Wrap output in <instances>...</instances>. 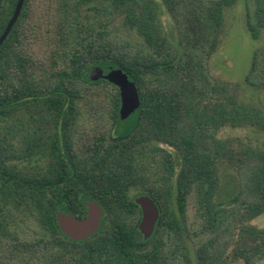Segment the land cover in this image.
<instances>
[{"label": "trees", "instance_id": "1", "mask_svg": "<svg viewBox=\"0 0 264 264\" xmlns=\"http://www.w3.org/2000/svg\"><path fill=\"white\" fill-rule=\"evenodd\" d=\"M18 1L0 0V37ZM237 1H24L0 47V264L264 259V228L250 224L264 214V147L235 148L218 137L227 127L264 132V111L239 102L237 88L208 68L224 12ZM161 4L173 34L161 22ZM119 16L134 47L113 28ZM245 22L258 40L263 1L247 0ZM43 41L48 55L40 58L35 47ZM98 67L121 69L135 82L141 105L127 120L119 117V89L89 78ZM247 83L264 88V47L253 54ZM83 107L106 112L111 130L84 139L77 129ZM223 163L240 180L232 208L217 200ZM192 194L200 237L194 261L184 239ZM142 195L160 209L148 240L135 202ZM93 200L105 212L101 229L86 240L68 238L57 214L84 218Z\"/></svg>", "mask_w": 264, "mask_h": 264}, {"label": "rangeland", "instance_id": "2", "mask_svg": "<svg viewBox=\"0 0 264 264\" xmlns=\"http://www.w3.org/2000/svg\"><path fill=\"white\" fill-rule=\"evenodd\" d=\"M261 1L264 2V0ZM252 7L255 8L256 5L253 4ZM246 8L247 0H238L235 5L225 10L223 34L220 39L218 50L208 62V68L212 77L229 83L237 88L239 102L258 107L264 111V88L251 86L247 83L253 54L256 50L264 47V30H262L258 40L253 39L246 27ZM160 19L166 31L173 34V21L162 4ZM113 24V28L118 29L120 38L122 37L124 42H129L132 44V47H134L133 44H135V42L133 39L127 34H123V18L120 16L116 17ZM47 52L48 48L44 41L40 42V44L35 47V53L40 58ZM112 127V122L109 120L106 112L102 110H90L89 107L82 108L77 129L81 135L85 136L84 139L91 138L94 132L100 133L109 131ZM218 137L223 140L231 141L235 148H241L246 145L257 148L264 147V132L251 127H227L219 132ZM164 147L168 150H172L169 147ZM219 168L221 182L217 200L224 202L226 206L232 208L228 200L238 193L239 176L237 171L229 164L223 163ZM132 194L133 193H131L130 196ZM240 205L241 203L238 204V206ZM186 216L187 228L188 231H190L186 233V236L184 235V239L189 255L194 261V246L200 242V237L195 235L198 226V217L196 215V198L194 194L188 199ZM250 224L258 228H264V214L251 221ZM231 264L244 263L242 261H232ZM256 264H264V259L256 262Z\"/></svg>", "mask_w": 264, "mask_h": 264}, {"label": "water", "instance_id": "3", "mask_svg": "<svg viewBox=\"0 0 264 264\" xmlns=\"http://www.w3.org/2000/svg\"><path fill=\"white\" fill-rule=\"evenodd\" d=\"M25 0H19L13 17L9 21L7 28L0 37V47L7 39L12 28L17 22ZM89 78L92 81L100 79L115 85L120 91L121 106L119 110L120 120L125 121L140 108V96L135 82L131 81L127 74L121 69L109 68L107 72L102 68H94L90 71ZM136 204L141 209V221L139 231L145 240L150 239L156 230L160 218V209L154 199L148 195H142L135 199ZM87 213L84 218H78L72 213L59 212L57 222L61 231L70 239L75 241L86 240L102 227L104 209L96 201L86 202Z\"/></svg>", "mask_w": 264, "mask_h": 264}]
</instances>
